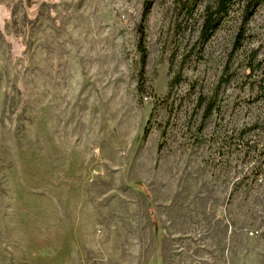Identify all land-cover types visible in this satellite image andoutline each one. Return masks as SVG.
<instances>
[{
  "label": "rangeland",
  "instance_id": "rangeland-1",
  "mask_svg": "<svg viewBox=\"0 0 264 264\" xmlns=\"http://www.w3.org/2000/svg\"><path fill=\"white\" fill-rule=\"evenodd\" d=\"M213 3L151 0L139 94L143 0H0V264H264V4Z\"/></svg>",
  "mask_w": 264,
  "mask_h": 264
},
{
  "label": "trees",
  "instance_id": "trees-1",
  "mask_svg": "<svg viewBox=\"0 0 264 264\" xmlns=\"http://www.w3.org/2000/svg\"><path fill=\"white\" fill-rule=\"evenodd\" d=\"M150 4H151V0H143L140 20L136 27V31H137L136 48L139 53V66L137 71L136 90L139 94H141L142 92L143 73H144L143 67L146 57V49L143 44V40H144L143 21L149 10ZM234 4L237 5L239 4L238 7L240 10V17H241L240 24H243L249 18L252 11L257 6L264 4V0H214V3L212 5H206L204 7V16L202 18V24H201L202 32L205 31L207 32L215 28L219 24L220 18L232 11V6ZM238 36H240V34ZM239 44L240 43L238 39H235L234 49H236L239 46ZM179 78L180 75L179 72H177L169 81V84L170 85L176 84ZM221 80L225 81L226 79H221ZM203 101H205V106L201 114L200 125H202L204 120L211 114V111L214 108V101L211 98L207 99L202 96L198 97V101H197L198 105L201 104V102Z\"/></svg>",
  "mask_w": 264,
  "mask_h": 264
}]
</instances>
